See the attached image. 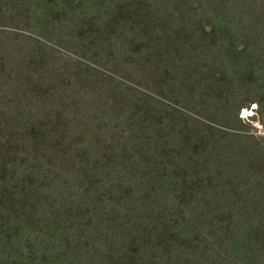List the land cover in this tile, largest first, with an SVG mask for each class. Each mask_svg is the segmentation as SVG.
<instances>
[{"label":"trees","instance_id":"16d2710c","mask_svg":"<svg viewBox=\"0 0 264 264\" xmlns=\"http://www.w3.org/2000/svg\"><path fill=\"white\" fill-rule=\"evenodd\" d=\"M60 1L0 0V264H264V136L239 117L262 115L264 0H101L78 29ZM33 35L81 57L125 37L206 122L125 85L92 108L78 85L112 78Z\"/></svg>","mask_w":264,"mask_h":264},{"label":"rangeland","instance_id":"374dc122","mask_svg":"<svg viewBox=\"0 0 264 264\" xmlns=\"http://www.w3.org/2000/svg\"><path fill=\"white\" fill-rule=\"evenodd\" d=\"M58 1L59 3H61L60 0ZM100 1L101 0H95V1L81 0L79 4L80 6L78 8L77 7L75 8L74 6V14L69 16L70 22L68 19L66 23L70 25L69 26L70 28L74 26L73 28L78 29L81 25L96 20L97 19L95 17L97 15L96 10L99 11V7H97L96 4H98V2ZM106 3L108 4L107 0L105 4ZM63 6L66 7L68 11H71V8L67 7L66 5ZM105 7L101 8L100 11L104 12ZM98 26L101 25L98 24ZM2 29H8V28L2 27ZM67 33L70 32L68 30H65V32L63 33L64 39H70ZM33 37H35L36 39L42 42H47L49 45L53 46L56 49L57 52L54 54V62L56 64L57 69L60 70L61 68H64V64L66 62H71L75 64V62L80 60L84 62L86 65L90 66L92 69H94L92 72L97 75H100V77H104L105 79L109 77L112 78L113 80L111 81L112 83L105 82L101 79H97L96 83L98 84L95 85L94 88H91V86L89 85L87 87H82L81 85H78L80 89L79 88L77 89L80 91L81 94L78 97V100L83 99L85 102L91 104L92 108H97L98 106L104 103H110L111 102V98H110L111 92H109L110 89L116 85H125V86H130L133 89H137L138 91H142L149 94L159 102H162L170 106L174 110L184 112L196 120H202L206 122L205 119L202 118L203 116L198 113V109H200V107L198 106L200 99L198 94H196L195 98H191L189 97L191 96L189 92V84L180 86L181 72L174 73L173 77L169 78L170 81V88L168 89L169 95H167L166 97L160 95L159 88L157 85H155V81H157V79L159 78H153L152 76L145 75L143 72H141V70L145 66L141 64L144 59L143 56L137 58L138 60L136 61L130 59L132 56L128 54L127 50L125 51L126 40H127L125 37L118 39L113 38L107 41L106 44L101 45L99 49H94L90 46L92 50L90 53H87L85 57L80 56V54H82V52L80 53V51H84L85 53L87 52V50L84 48L83 50H79L78 51L79 54H78L75 53L76 51L73 50L70 45H66V46L62 45L60 47V46H56L54 43L46 41L42 37H38L35 35H33ZM75 41L79 42V40L77 39ZM100 58L101 61H99ZM110 59H114V60H110ZM195 60L197 62H194L192 64L193 69L195 68V66H197L200 70L202 63L198 61L201 60V56L199 57V59H195ZM74 68L75 67L73 66L70 67V71L74 72L75 71ZM200 71L198 72L199 73L198 76L202 74V71L201 74ZM90 81H93V78L91 76L90 79H88L87 83H89ZM190 99L192 100L189 101ZM69 101H68L69 104L71 105L74 104L73 98ZM259 109L260 111L263 112L264 105L262 107L259 106ZM70 111H74V107H72ZM258 117H260L259 113H258Z\"/></svg>","mask_w":264,"mask_h":264},{"label":"built area","instance_id":"2783aa9c","mask_svg":"<svg viewBox=\"0 0 264 264\" xmlns=\"http://www.w3.org/2000/svg\"><path fill=\"white\" fill-rule=\"evenodd\" d=\"M239 117L250 124L253 128V134L264 136V110L261 117H258V106L255 103L250 104L247 108H242Z\"/></svg>","mask_w":264,"mask_h":264}]
</instances>
